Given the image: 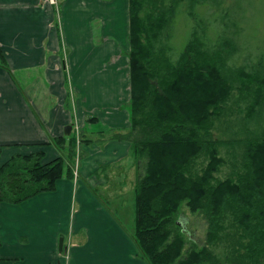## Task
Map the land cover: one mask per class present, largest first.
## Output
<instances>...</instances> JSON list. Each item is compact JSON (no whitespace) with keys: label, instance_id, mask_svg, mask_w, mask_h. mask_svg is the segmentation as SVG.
<instances>
[{"label":"trees","instance_id":"trees-1","mask_svg":"<svg viewBox=\"0 0 264 264\" xmlns=\"http://www.w3.org/2000/svg\"><path fill=\"white\" fill-rule=\"evenodd\" d=\"M202 2L128 0L130 124L111 138L127 141L134 160L132 236L148 264H264V126L233 142L213 136L217 119L228 113L234 79L247 81L239 93L249 120L263 106L258 94H264V82L255 74L230 71L223 37L213 42L209 24L195 12ZM184 5L193 26L173 57V22ZM54 140L68 163L61 155L43 162V150L11 155L0 164V203L17 204L52 191L63 175H72L73 135ZM222 147L241 151L229 155L232 168L220 178L217 174L227 162ZM106 167L98 166L91 175ZM183 205L206 223L199 246L178 220Z\"/></svg>","mask_w":264,"mask_h":264},{"label":"crops","instance_id":"crops-1","mask_svg":"<svg viewBox=\"0 0 264 264\" xmlns=\"http://www.w3.org/2000/svg\"><path fill=\"white\" fill-rule=\"evenodd\" d=\"M66 4L88 7L93 2L69 0ZM63 14L62 30L70 46L69 74L54 6L48 0H0V50L4 59L0 61V164L13 154L36 150L44 151L43 162L59 155L66 158L54 139L70 135L71 129L68 135L64 130L66 126L72 128L75 120L81 129L87 123L100 128L106 111H96V121H88L87 116L94 106L108 108L112 96L118 93V87L115 94L110 88V73V78L118 77L122 70V96L116 95L115 101H128L124 62H107L110 54H117L113 46L105 54L107 71L99 75L105 84L99 80L93 84L100 69H106L95 62L104 57L105 47L92 43L90 16L94 13ZM72 29L85 37L79 50L70 41ZM67 87L74 88L73 94L79 93L76 107ZM114 107L112 112L120 113L122 121L127 120L125 108L121 107L120 112ZM85 144L76 176H63L54 190L20 203H0V264H148L133 239V228H128L119 215L121 200L97 189L104 202L91 188L98 184L105 187L108 182L104 174L111 166L120 165L125 166L126 174L132 171L134 184L136 170L128 159V142ZM101 165L107 166L104 172L91 175Z\"/></svg>","mask_w":264,"mask_h":264},{"label":"rangeland","instance_id":"rangeland-1","mask_svg":"<svg viewBox=\"0 0 264 264\" xmlns=\"http://www.w3.org/2000/svg\"><path fill=\"white\" fill-rule=\"evenodd\" d=\"M52 6H54L56 11V18L60 22L61 28V43L63 45V53L66 57L67 72L70 73L69 67V50L70 46L65 43V35L63 33V24H64V14L71 11H80V12H90L94 13V17L90 16L91 19V32L93 33L92 43L94 46L102 45L105 48L103 49L102 58H98L96 63H100L99 66L105 68L104 70L100 69L98 76L94 79L93 84H96L99 80L103 82L100 74H104L107 71L108 66L105 63V56L107 52L109 53V46H113V50L117 51V54H110L109 61L111 64H123L124 71L127 69V52L128 47V0H92L93 5L86 7L85 5H67V0H48ZM185 8V10H184ZM195 12L198 13L201 18H203L204 23L209 24L207 33L213 42H217V37H223L225 41V47L227 52H229V66L232 68L230 71H242L249 74H255L259 80L264 82V0H205V2L199 3L195 6ZM186 13V6L184 5L177 9L175 20L173 22V37L170 41L172 46V56L176 57L178 52L182 49L183 44L188 37L193 26V20ZM75 29H72L70 32V41L74 43V46L79 50L85 39L84 36H79ZM84 32V29L81 30ZM217 34V35H216ZM114 52V51H113ZM106 54V55H105ZM108 64V63H107ZM111 77L112 73L109 76L110 88L113 90L114 94L115 88L118 87V93L116 94L118 98H121L122 94L119 90V86L122 83V76ZM259 80L254 83L252 86L259 84ZM112 81H115L117 85H112ZM236 88L232 92L230 100L227 103V114L217 119L216 129L213 132L215 138L229 139L232 142L234 138L239 140V137L249 133L251 131H258L262 126H264V94L259 99L263 100L262 108L259 110V114L253 119H247V105L243 102V99L240 98L239 89L243 84H246L247 81H240L237 78L234 79ZM105 84V80L103 82ZM262 89L264 91V84L262 83ZM126 87L128 89V74L126 76ZM253 87H251V95L253 94ZM73 91L74 88H72ZM72 89L69 91V96H72V101L76 107V100L79 97V93L73 94ZM116 95L112 96L111 104L108 108L103 105L94 106L91 113L87 117L94 116L97 119V116L94 115L96 111H106L107 114L104 115L102 124L100 128H97V125H91L87 123V127L81 129L78 121L75 120L71 126V134L75 140V159L73 165L71 166L72 174H77L78 167L80 162L83 160L85 155L84 145H86L84 140H89L88 144L95 143L101 145L104 142L114 140L111 138L112 134L117 132H125L129 127V114L127 111L128 101L119 103L115 101ZM255 97V96H254ZM254 97L251 99L253 101ZM250 100H248L249 103ZM114 106H117V110L120 111L122 108H125L127 112V120L125 118L122 121L120 113L115 114L112 110L115 109ZM119 106V107H118ZM123 111V110H122ZM121 112V111H120ZM122 124H125V127H122ZM121 125V126H120ZM95 126V127H94ZM236 133V134H234ZM100 134V135H99ZM83 140V141H82ZM127 142V141H124ZM233 148V147H232ZM231 147H222L221 155L227 159V162L221 167L219 173L217 174L220 178L225 177L228 172L231 170L229 163L230 157L232 154H239L241 151L240 147H234V151ZM81 153L83 155L81 156ZM130 153V152H129ZM236 159L237 156L235 155ZM128 159L131 162H134L131 154ZM126 158L124 161H128ZM65 161H68L65 158ZM65 162L64 172L66 173L68 164ZM82 163V162H81ZM238 164V159H237ZM132 166V165H131ZM238 166V165H237ZM125 166H111V169L108 171L105 179L108 184L104 187L101 185H95L93 182L95 178H91V182L95 185L92 186L99 190L100 193L107 192V194H113L112 199H120L121 201V211L119 214L123 218V223L127 225L128 228H133L134 223V202H133V173L131 170L126 174ZM142 170V167H140ZM101 173V172H100ZM65 176V175H63ZM98 180L102 179V176L97 178ZM91 187V188H92ZM123 193L120 195V193ZM120 195V196H117ZM102 197V196H101ZM119 197V198H118ZM178 220L180 224L186 229L188 236L199 246L204 241L205 227L206 223L203 217L200 214H191L187 207L184 205L179 211Z\"/></svg>","mask_w":264,"mask_h":264},{"label":"water","instance_id":"water-1","mask_svg":"<svg viewBox=\"0 0 264 264\" xmlns=\"http://www.w3.org/2000/svg\"><path fill=\"white\" fill-rule=\"evenodd\" d=\"M70 129H71L70 126H66L64 133L68 135L70 133ZM61 248H62V238L60 237L58 241V249L61 250Z\"/></svg>","mask_w":264,"mask_h":264},{"label":"built area","instance_id":"built-area-1","mask_svg":"<svg viewBox=\"0 0 264 264\" xmlns=\"http://www.w3.org/2000/svg\"><path fill=\"white\" fill-rule=\"evenodd\" d=\"M51 1H53V0H51ZM75 176H76V173H75Z\"/></svg>","mask_w":264,"mask_h":264}]
</instances>
